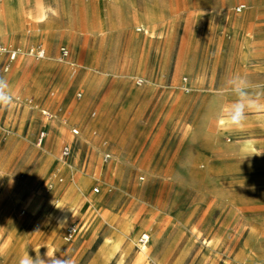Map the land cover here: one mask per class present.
<instances>
[{"label": "rangeland", "instance_id": "374dc122", "mask_svg": "<svg viewBox=\"0 0 264 264\" xmlns=\"http://www.w3.org/2000/svg\"><path fill=\"white\" fill-rule=\"evenodd\" d=\"M15 8L20 25L0 34L21 49L12 61L0 55L15 96L0 107V264L38 251L73 264H264V109L238 128L218 119L235 99L226 87L234 74L264 103V0H17ZM60 17L66 24L55 27ZM32 44L44 58L27 55ZM111 90L123 93L113 105L104 98ZM127 91L138 101L125 108ZM71 222L78 231L64 242Z\"/></svg>", "mask_w": 264, "mask_h": 264}, {"label": "clouds", "instance_id": "9594fccd", "mask_svg": "<svg viewBox=\"0 0 264 264\" xmlns=\"http://www.w3.org/2000/svg\"><path fill=\"white\" fill-rule=\"evenodd\" d=\"M226 87L235 99L222 106L219 114V124L226 127H241L247 118V113L252 110L264 109V103L250 91V84L240 74H234L226 81ZM259 87V86H258ZM15 100L8 81L0 77V107L8 108ZM47 260L41 258L39 251L35 258L25 254L20 258L19 264H73L66 258H57L54 253L46 252Z\"/></svg>", "mask_w": 264, "mask_h": 264}, {"label": "built area", "instance_id": "2783aa9c", "mask_svg": "<svg viewBox=\"0 0 264 264\" xmlns=\"http://www.w3.org/2000/svg\"><path fill=\"white\" fill-rule=\"evenodd\" d=\"M244 7L243 4H238L235 8V10H241ZM21 52V49H19L18 47H7L5 45H3L2 43H0V54L4 57L7 58L8 61H12L14 60L17 55ZM59 52L62 56H67L68 55V49L65 46H61L59 48ZM26 53L27 55L31 56L33 59L35 60H39L45 57V49L42 46L39 45H31L26 49ZM5 69L7 68V64H5ZM142 83V78L141 77H137L135 79V84L137 85H141ZM77 96H80V93H77ZM71 132L73 134H77L78 133V129L75 127L71 128ZM45 138V132L43 130H41L36 137V144L40 145L43 140ZM72 153V146L71 144H63L60 148L59 151V157L63 160L67 159L70 157ZM110 158V154L109 153H104L103 154V160H108ZM93 191L97 192L98 191V187H94ZM78 231V225L74 222L68 223L67 225H65L63 232L61 234V238L64 242H69L72 240V238L74 237V235L77 233ZM138 243L140 244H145L148 241V234L146 232H142L140 233V235L138 236L137 239Z\"/></svg>", "mask_w": 264, "mask_h": 264}, {"label": "crops", "instance_id": "0c3cea01", "mask_svg": "<svg viewBox=\"0 0 264 264\" xmlns=\"http://www.w3.org/2000/svg\"><path fill=\"white\" fill-rule=\"evenodd\" d=\"M222 1V0H221ZM225 2V1H224ZM223 3V2H222ZM136 11V10H135ZM45 12H46V10H45ZM127 12V11H126ZM82 15H83V27L85 28V30L87 29V27L90 25V24H92V22H91V20H90V18H91V15H90V10H82ZM46 16H47V12H46ZM63 20V21H62ZM63 24L65 25L66 23H65V20L63 19V18H59V19H56L55 21H54V23H53V25L55 26V27H61V26H63ZM47 25H48V23H47ZM47 25H45V27H47ZM9 33V32H8ZM54 35V34H53ZM56 39H58V36H57V34H55L54 36H53V39H52V41H51V43H50V45H51V47L54 45V41H56ZM42 40L43 41H47V38L45 37H43L42 38ZM0 43H2V42H0ZM3 44V43H2ZM32 45H39V46H42L41 44H32ZM43 48H44V46H42ZM61 47V46H60ZM59 47V48H60ZM45 49V48H44ZM46 52V51H45ZM73 71H75V67L73 68ZM117 95H118V97H122V95H123V93H119V94H117V92H115L114 90H111V91H109V93H107V94H105V96H104V98H108V103L110 104V105H113V104H115L116 103V101L114 102V100L117 98ZM135 95H136V91H134V92H130V91H127L126 92V95H125V97H123L120 101H119V104H120V106L121 107H125V108H128L130 105H135L136 104V100L137 99H135ZM138 101V100H137ZM139 106H141V102H139ZM154 108H157V109H159L160 107H162L163 106V104H162V99H161V97H158L157 99H156V102H155V104H154Z\"/></svg>", "mask_w": 264, "mask_h": 264}, {"label": "bare ground", "instance_id": "6f19581e", "mask_svg": "<svg viewBox=\"0 0 264 264\" xmlns=\"http://www.w3.org/2000/svg\"><path fill=\"white\" fill-rule=\"evenodd\" d=\"M17 0H3L0 4V34H4L6 31H14L20 25V15L16 10ZM23 1V0H22ZM43 9V8H42ZM43 15L46 16V12L42 10ZM5 25V27H4ZM1 55V54H0ZM6 71V70H5ZM71 206L62 209L57 214V220L63 221L71 210Z\"/></svg>", "mask_w": 264, "mask_h": 264}]
</instances>
